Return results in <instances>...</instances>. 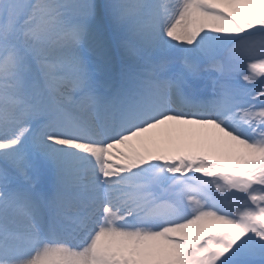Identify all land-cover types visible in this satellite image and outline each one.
Instances as JSON below:
<instances>
[{"label":"snow or ice","instance_id":"6c2138e0","mask_svg":"<svg viewBox=\"0 0 264 264\" xmlns=\"http://www.w3.org/2000/svg\"><path fill=\"white\" fill-rule=\"evenodd\" d=\"M0 264H264V0H0Z\"/></svg>","mask_w":264,"mask_h":264},{"label":"bare ground","instance_id":"6f19581e","mask_svg":"<svg viewBox=\"0 0 264 264\" xmlns=\"http://www.w3.org/2000/svg\"><path fill=\"white\" fill-rule=\"evenodd\" d=\"M136 147L138 149H142V146L137 144ZM209 156H211V158H214V159H218V160H221V162H225L224 158L222 156H220L218 153L216 152H209L207 153Z\"/></svg>","mask_w":264,"mask_h":264}]
</instances>
